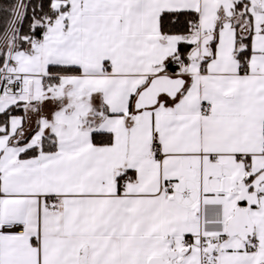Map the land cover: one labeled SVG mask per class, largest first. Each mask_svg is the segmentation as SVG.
<instances>
[{
    "label": "snow or ice",
    "instance_id": "6c2138e0",
    "mask_svg": "<svg viewBox=\"0 0 264 264\" xmlns=\"http://www.w3.org/2000/svg\"><path fill=\"white\" fill-rule=\"evenodd\" d=\"M0 264H264V0H0Z\"/></svg>",
    "mask_w": 264,
    "mask_h": 264
}]
</instances>
